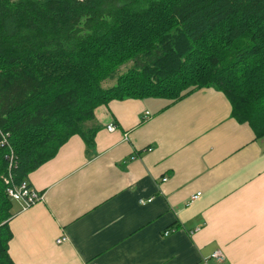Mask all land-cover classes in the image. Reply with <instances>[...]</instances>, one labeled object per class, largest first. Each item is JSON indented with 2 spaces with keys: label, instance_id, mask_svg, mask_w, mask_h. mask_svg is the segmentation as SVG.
<instances>
[{
  "label": "crops",
  "instance_id": "obj_1",
  "mask_svg": "<svg viewBox=\"0 0 264 264\" xmlns=\"http://www.w3.org/2000/svg\"><path fill=\"white\" fill-rule=\"evenodd\" d=\"M144 102L97 108L90 157L75 135L29 174L14 264H264V139L212 88Z\"/></svg>",
  "mask_w": 264,
  "mask_h": 264
},
{
  "label": "trees",
  "instance_id": "obj_2",
  "mask_svg": "<svg viewBox=\"0 0 264 264\" xmlns=\"http://www.w3.org/2000/svg\"><path fill=\"white\" fill-rule=\"evenodd\" d=\"M206 88L264 139V0H0V264L20 211L4 179L30 186L75 135L90 157L85 124L111 101L165 108Z\"/></svg>",
  "mask_w": 264,
  "mask_h": 264
},
{
  "label": "built area",
  "instance_id": "obj_3",
  "mask_svg": "<svg viewBox=\"0 0 264 264\" xmlns=\"http://www.w3.org/2000/svg\"><path fill=\"white\" fill-rule=\"evenodd\" d=\"M35 1L40 2L44 0H35ZM107 129L108 131L113 132L115 130V127L113 125H109ZM4 182L7 185V188H6L7 195L12 201L19 204L20 210H24V209L31 207L32 205L41 201L43 198V195L41 193L37 192L35 189L29 186L26 182L20 185H15L13 184V182H11L10 178L4 179ZM199 196H200V193H197L196 195L192 196L190 200L195 201L196 199H198ZM167 234L168 232H165L164 235H167ZM61 241L62 240H59L58 243ZM212 257L216 261H221L223 259V256L220 252L214 253Z\"/></svg>",
  "mask_w": 264,
  "mask_h": 264
},
{
  "label": "rangeland",
  "instance_id": "obj_4",
  "mask_svg": "<svg viewBox=\"0 0 264 264\" xmlns=\"http://www.w3.org/2000/svg\"><path fill=\"white\" fill-rule=\"evenodd\" d=\"M130 65H131V64L128 63V64H126V65L121 66V67L119 68L118 72H119V73L124 72L127 68L130 67ZM113 84H114V81L107 80V81H105L102 85H103V87H109V86H112ZM140 101L144 104V107H145V108H144V111H143V114H142V116H143V115H144V112H146L145 110H146V109H150V108L147 106V103L144 102L145 100H140ZM153 101H154V100H153ZM153 101L150 100L149 103H152ZM156 101H157V103H159V104H161V103H164V104H165V101H164V100H156ZM149 114H150V112H149ZM149 114H148V115H149ZM148 117H149V116H148ZM148 117H147V118H148ZM94 121H95V120L86 123L85 126H86V127L94 126V125H95ZM141 122H142V120H141Z\"/></svg>",
  "mask_w": 264,
  "mask_h": 264
}]
</instances>
